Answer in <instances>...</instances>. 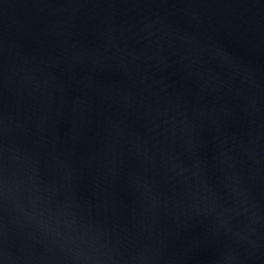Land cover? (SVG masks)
<instances>
[{"label": "water", "instance_id": "95a60500", "mask_svg": "<svg viewBox=\"0 0 264 264\" xmlns=\"http://www.w3.org/2000/svg\"><path fill=\"white\" fill-rule=\"evenodd\" d=\"M0 264H264V0H0Z\"/></svg>", "mask_w": 264, "mask_h": 264}]
</instances>
